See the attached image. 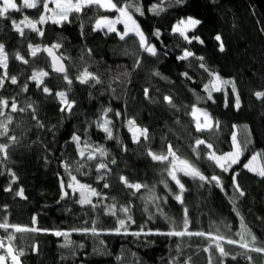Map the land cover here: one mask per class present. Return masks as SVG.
I'll list each match as a JSON object with an SVG mask.
<instances>
[{
	"label": "trees",
	"instance_id": "obj_1",
	"mask_svg": "<svg viewBox=\"0 0 264 264\" xmlns=\"http://www.w3.org/2000/svg\"><path fill=\"white\" fill-rule=\"evenodd\" d=\"M129 2L140 3L147 10L157 0ZM161 6L168 9L166 13L154 16L146 11L143 17L137 15V19L148 34L156 28L161 30V40L168 55H162L158 60L146 57L144 66L139 69L134 67V57L144 58L146 54L137 53L135 38L122 41L115 33L93 30L100 15L114 18V12L105 13L92 6L72 14L70 22L38 24L37 27L45 32L42 37L27 28L21 37L11 23L13 19L19 22L25 17L38 20L42 7L11 11V19L0 18V43L9 53L8 72L18 80L17 85L6 81L0 88V98L11 100L16 97L18 106L26 109L15 113L11 112L10 105L3 109L13 117L9 135L17 137V141L11 146L7 159L0 155V218L6 217L10 223L20 226L49 230L17 234L12 246L24 251L22 264H184L189 258L190 264H209L210 255L213 264H248L245 256L238 255L244 250L225 241L240 240L238 233L244 231L245 225L264 241V178L243 168V163H247L253 153H264V100L253 95L264 90V0H185L183 5L171 8L168 0H164ZM187 16L202 21L195 35L200 36L204 44L193 42L189 46L178 35L171 34L172 25ZM217 34L222 36L223 52L219 51V42L215 40ZM29 43L41 47L59 43L61 47L54 51L63 57L73 83L67 84L62 73L52 71L46 53L32 57ZM156 43L161 47L159 42ZM185 47L196 57H204L206 65L222 78L235 81L240 94L239 110L233 106L235 97L230 85L213 93L215 103L206 99L203 88L210 78L199 68L200 61L191 57L184 61L176 59ZM16 52L24 55L29 64L15 60ZM85 68L94 73L100 83L81 84L76 77ZM38 70L49 72L44 78V86L53 93L66 91L69 101H75L71 112H61L58 98L43 93L42 87L38 88L28 79ZM154 71H159L165 78L152 76ZM186 71L191 80L181 75ZM2 72L0 69V74ZM25 83L28 85L26 92L22 91ZM145 88L149 89L150 99L145 98ZM225 93L228 94V107H225ZM197 94L205 99L198 101ZM165 95H172L175 107L164 102ZM29 103L33 108H27ZM193 105L206 109L220 126L197 132L196 120L191 114ZM105 108L112 109L107 118L112 121L113 134L122 142L120 144L116 139H107L97 127L96 122ZM116 112L122 115L116 117ZM6 119V116L0 117V121ZM128 119L147 128L149 139L142 137L140 144L133 143ZM233 125L237 126L235 131L242 144L251 140L241 157L242 163L234 166L239 173L238 182L246 193L244 197H238L234 191L230 174H221L207 159L197 161L192 150L196 147L195 140L203 139L212 143L218 154L231 151ZM73 134L81 137L79 145L72 141ZM85 142L106 148L109 156H97L95 160H88L87 154L81 157L78 149L84 148ZM0 143L9 141L0 137ZM168 144L173 145L181 159L194 161L204 175L221 176L225 191L214 184L202 187L198 179L178 173L186 189L184 204L178 203L174 196L179 194V188L167 176L168 162L153 161L146 155L149 148L157 154H166ZM125 147L127 151L123 150ZM199 151L203 156L207 150L201 145ZM113 158L116 164L111 163ZM259 160L264 164V156ZM101 161L107 163L111 171L98 173L96 167ZM9 169L16 176L15 183ZM104 173L105 180H99L98 176ZM121 175L129 183L147 187L133 194L134 190L121 183ZM72 176L95 188L105 198L93 197L95 208L82 206L78 203V195L66 188L68 195L61 199V180L67 185ZM165 180L168 181L167 188L162 182ZM105 182L110 185L108 189L103 187ZM9 186L12 191L6 192L4 189ZM20 188L26 199L16 196ZM4 205H7L6 210ZM111 205L116 206L115 216L106 214L107 206ZM122 206H130L129 214L135 222H126L127 232L122 229L117 234L111 230L117 227L118 219L126 218L120 211ZM185 207L189 209L188 230L223 236L225 241L220 243L229 251L227 257L220 258L214 246L211 252H205L204 248L214 242L204 237L157 234L173 227L177 231L183 230ZM34 215L36 225H32ZM93 226L97 229L95 235L73 231ZM141 228L144 231L140 235H132ZM54 231L66 232L68 236L58 237ZM9 232L0 229V238L7 239ZM69 241V247H62ZM33 245L37 246V251H32ZM248 254L255 257V264H264V256ZM232 256L237 259L233 260Z\"/></svg>",
	"mask_w": 264,
	"mask_h": 264
},
{
	"label": "snow or ice",
	"instance_id": "obj_2",
	"mask_svg": "<svg viewBox=\"0 0 264 264\" xmlns=\"http://www.w3.org/2000/svg\"><path fill=\"white\" fill-rule=\"evenodd\" d=\"M164 3V0H157L156 3L150 5L147 10L144 9L143 5L140 3H136L135 5L129 0H0V18L11 19L9 13L11 11L20 12L23 9H35L39 10L41 7L43 11L41 12L38 20L32 21L28 20L27 17L17 22L16 20H11L12 27L16 32H18L21 37H24L25 31L24 29L27 28L33 32H36L41 37L45 35V32L38 28L37 25H44L47 22L51 21L53 24H63L64 22H70V16L74 13H81L84 9L89 7L95 6L98 9L104 10L105 13H112L114 12L116 15L114 18H110L108 15H100L99 18L95 21L94 31L95 30H105L107 33H115L119 36L120 40L127 41L128 38H135L137 42V53L146 54L144 58L140 57L139 55L134 57V67L139 69L144 66V59L146 57H153L157 60L163 55L167 56L168 53L165 50L166 46L163 45V41L161 40V30L156 28L150 34L146 33L145 30L142 28L140 22L137 19V15L139 17H143L146 14V11L153 14L154 16H160L162 13H166L168 9L162 7L161 5ZM185 3V0H168L169 8L180 6ZM54 5L53 7H50ZM202 21L198 18L193 16L181 17L178 19L171 27V34L178 35L182 38L183 41L187 43V45L191 46L193 42H197L199 44H204V40L201 39L200 36L195 35L198 26L201 25ZM123 25V30L119 31L117 29V25ZM23 25L24 27H21ZM159 42L161 47H158L156 42ZM215 40L219 42V51L223 52L225 50L224 42L222 40L221 34H217L215 36ZM61 45L59 43H53L50 46L41 47L40 45H33L32 43L28 44V50L32 57H37L38 53H47L49 57H51V69L56 73H62L64 81L67 84L71 85L73 83L72 79H70L67 69L62 62L63 57L57 56L55 54V49H59ZM90 51V50H89ZM195 58L200 61L199 68L202 69L205 73L208 74L210 80L209 83L204 84L203 90L207 93L206 99L215 103L213 99L214 92H221L224 90L225 86H231L232 95L235 97L234 107L236 110L240 108V94L237 91L236 83L233 79H224L220 76V74L216 71L210 69L205 61L204 57H196L195 53L190 51L187 47H185L182 51V54L176 59L180 61L188 60L189 58ZM15 60L22 62L23 64H29V60L25 59V56L22 55L20 52H16L14 55ZM9 66V53L6 52L5 45L0 43V69H3L2 74H0V88H3L5 82L10 80L12 85H17L18 80L17 76L9 75L8 72ZM183 75L186 79L191 80L192 77L189 72H184ZM49 76V72L44 70L33 71L31 76L28 78L31 81H34L38 88L42 87L43 93L48 95H54L58 98L60 102V111H68L71 112L74 107L75 101H69L68 93L66 91H57L53 93L52 89L47 86H44V78ZM152 76L165 78L159 71L152 72ZM76 79L81 84H89L92 81L96 83H100L99 78L92 72L88 71L87 68L81 72ZM22 91H28V85L25 83ZM145 98L150 99L149 89L145 88L144 90ZM253 95L260 100H264V90L256 91ZM205 99V97H201L197 94V100ZM164 102H166L170 107H175L174 99L172 95H165L163 97ZM12 113L15 112H24L26 109L24 107H19L17 103L16 97H12L11 100L0 98V117H7L6 120L0 121V137H5L9 143H0V155L3 156L4 159L8 158V153L10 151L11 146L16 143L17 137L9 135V125L13 123V117L10 113H5L3 110L4 108L9 107ZM229 106L228 94L225 93V107ZM27 108H33V104L29 103ZM112 112L111 108L103 109L102 117L99 118L96 122L97 127L106 134V138L109 140L116 139L117 143H122L117 137L114 136L112 130V121L108 119V114ZM199 113V116L197 115ZM193 117L196 118L195 128L197 132H204L208 130H212L214 127H219V121H213L211 114L202 108H198L196 105L192 106V113ZM122 114L121 112H116L115 116L120 117ZM200 116H203V122L200 120ZM33 119H36L35 114H33ZM128 130L131 133L132 142L135 144L141 143V138L143 137L144 140L149 139V131L147 128H141L136 124L134 119H128L127 121ZM43 127V125H41ZM233 131L231 134V151L225 152L222 154H218L217 150L214 148L212 143H206L203 139H196L193 153L195 154V159L198 161L201 158L207 159L209 163L214 167L218 168L223 173H228L232 177V186L236 193H238V197H244L246 193L243 191L241 185L238 182L239 173L235 171L234 166H239L242 163L241 157L244 156L245 151L248 150L249 145L251 144V140H247L245 143H241L237 138V132L235 129L237 128L236 125H233ZM72 141L79 145L81 143V137L73 134ZM204 145L206 148V154L202 156L201 152L199 151V146ZM79 150V155L84 157L87 154L88 160H95L97 156L101 158H105L109 156V152L106 148L102 146H92L88 142H85V147ZM127 151L125 147L123 149ZM147 156L151 157L153 161H158L161 163L168 162L167 167V176L174 181L175 184L179 188V194L174 196V199L180 203L181 205L184 204L183 194L186 191L184 184L181 182V179L178 177V173H182L183 176L191 177L192 179H198L201 181V186L203 187L206 184H214L215 187L219 188L221 191H225V186L222 183L221 176L219 175H212L206 176L202 173L200 168L197 164L189 159H181L177 155V150L174 149L172 144H168L166 154H157L149 148L146 153ZM261 156H264V153H253L252 156L248 159L247 163H243V168L247 170L249 173H253L254 175L264 178V164H257ZM112 164H116L117 161L113 158L111 160ZM64 167L67 169L68 165L65 164ZM101 170H108L109 166L107 163L101 161L97 164L96 171L101 173ZM11 173V170H8ZM12 175V182L15 183L16 176L14 173ZM106 178V173L101 174L98 176V179L104 181ZM120 181L124 186L128 189L134 190L139 192L140 189L147 187L146 185L140 183H129L128 179L121 175L119 177ZM165 187H168V181H162ZM105 189L110 187L109 183L105 182L103 184ZM66 188L72 189L73 193L78 192L80 199L78 203L80 205H89L95 208L97 205L93 203L92 198L98 197L100 200H103L105 197L102 195L101 192L97 191L95 188H92L90 185L82 184L79 180H77L76 176L71 177V182L65 185L64 181L61 180V192L62 196L68 195V192L65 190ZM6 192H11L12 188L9 186L8 188L4 189ZM170 191V190H169ZM16 196L20 198L26 199L24 196L23 188H20L16 191ZM155 199V198H152ZM3 208L6 210L7 205H4ZM115 205L107 206V213L109 215L115 216L116 211ZM159 211V208L157 209ZM235 210V208H234ZM120 211L125 213V219H118L117 227L112 229L111 231L119 234L121 230H125L126 222L134 223L135 221L132 220L130 213V206H122ZM240 213L237 211V215ZM2 222H0V229H3L5 232H9L7 236V244L5 243L4 239L0 238V249H6V255H0V264H5L6 257H10L12 264H21V257L24 256L23 250H15L12 247V242L17 238V234H23L27 232L37 233V232H48V229H41L35 226L28 227V226H20L17 224H12L8 221L6 217L0 218ZM37 217L34 215L32 217V225H36ZM174 224L175 222L172 221ZM189 209L183 208V230L177 231L174 227L168 232H158L159 235H167V236H197V237H204L214 242L210 244L209 247L204 248L205 252H211V249L215 248L216 251L219 253V257H227L229 255V251H227L222 244L221 241H225L223 236L217 235L213 236L211 232L205 233L203 231L191 232L188 230L189 228ZM93 225H95V221H93ZM73 231H82L85 234L91 232L93 235L97 234V229L93 226L91 229L85 227L82 229H73ZM143 228L140 229L139 232H134L132 235H140L143 232ZM56 236H68V233L62 231H54L53 233ZM147 234V233H145ZM240 236V240L234 239H227L225 242L229 245H238L240 249L244 251L238 253V255L245 256L248 264H255V257L249 255L248 253H256L257 255L264 256V241L259 240L256 235H254L247 226H244V231L238 233ZM247 237H250L248 239ZM71 242L62 245V247H69ZM82 247V246H81ZM32 251H37V246L33 245ZM190 259L185 260L184 264H190ZM232 259H237V256H232ZM209 264H213L212 256H209Z\"/></svg>",
	"mask_w": 264,
	"mask_h": 264
},
{
	"label": "rangeland",
	"instance_id": "obj_3",
	"mask_svg": "<svg viewBox=\"0 0 264 264\" xmlns=\"http://www.w3.org/2000/svg\"><path fill=\"white\" fill-rule=\"evenodd\" d=\"M18 2H19V0H18ZM54 5H52L51 7H53ZM94 26H95V23H94ZM117 29L119 30V31H122L123 30V25L121 24V25H117ZM106 30V29H105ZM104 30V31H105ZM102 31V30H101ZM199 108V107H198ZM192 109V108H191ZM198 116H199V113L197 114ZM192 117H193V115H192ZM194 118V120H196V118L195 117H193ZM203 116H200V120H201V122H203ZM257 153V152H256ZM257 164H261V162H260V160L257 162ZM83 184V183H82ZM72 190V189H71ZM76 194L78 195V198L80 199V196H79V193L78 192H76ZM92 200H93V198H92ZM0 255H6V249H0ZM8 257H6V261H5V264L7 263L8 264Z\"/></svg>",
	"mask_w": 264,
	"mask_h": 264
},
{
	"label": "built area",
	"instance_id": "obj_4",
	"mask_svg": "<svg viewBox=\"0 0 264 264\" xmlns=\"http://www.w3.org/2000/svg\"><path fill=\"white\" fill-rule=\"evenodd\" d=\"M2 239H4V238H2ZM4 241H5V243L7 244V239H4ZM13 247V246H12ZM8 264H12V261H11V259H10V257H8ZM21 264H22V262H21Z\"/></svg>",
	"mask_w": 264,
	"mask_h": 264
},
{
	"label": "water",
	"instance_id": "obj_5",
	"mask_svg": "<svg viewBox=\"0 0 264 264\" xmlns=\"http://www.w3.org/2000/svg\"><path fill=\"white\" fill-rule=\"evenodd\" d=\"M47 54V53H46ZM55 54H56V52H55ZM57 55V54H56ZM47 56H48V54H47ZM58 56V55H57ZM48 58L50 59V62L52 63V60H51V57H49L48 56ZM63 62V61H62ZM64 63V62H63Z\"/></svg>",
	"mask_w": 264,
	"mask_h": 264
},
{
	"label": "crops",
	"instance_id": "obj_6",
	"mask_svg": "<svg viewBox=\"0 0 264 264\" xmlns=\"http://www.w3.org/2000/svg\"><path fill=\"white\" fill-rule=\"evenodd\" d=\"M7 264V263H6Z\"/></svg>",
	"mask_w": 264,
	"mask_h": 264
}]
</instances>
